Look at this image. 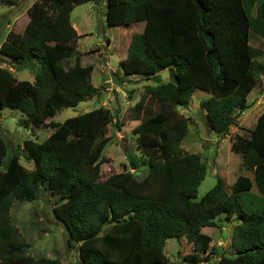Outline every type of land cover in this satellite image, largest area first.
<instances>
[{"label": "trees", "instance_id": "trees-1", "mask_svg": "<svg viewBox=\"0 0 264 264\" xmlns=\"http://www.w3.org/2000/svg\"><path fill=\"white\" fill-rule=\"evenodd\" d=\"M92 1L37 0L27 10L22 33L9 32L0 45L12 69L0 66V110L21 113L25 128L53 129L43 142L26 141L9 156L0 137V264H62L31 255L10 219L12 200L33 203L43 192L55 198L52 213L69 246H76L78 264H170L164 250L172 239L193 246L185 264H208L217 251L202 229L235 215L233 255L223 254L215 264H264V113L247 137L236 135L231 145L252 178L237 176L229 191L217 178L196 201L207 169L199 155L183 152L187 120L177 110L201 91L209 95L200 108L212 133L226 136L236 124L264 75L256 61L260 54L250 45L252 36L264 39V0L105 1L108 27L144 23L119 62V78L166 71L168 82L146 86L127 114L138 123L131 132L143 159L129 153L127 170L101 182L111 111L99 108L62 124L47 123L95 92L92 66L69 63L80 38L70 13ZM20 70L33 73L31 84L18 80L14 71ZM21 151L33 169L20 164Z\"/></svg>", "mask_w": 264, "mask_h": 264}, {"label": "rangeland", "instance_id": "rangeland-1", "mask_svg": "<svg viewBox=\"0 0 264 264\" xmlns=\"http://www.w3.org/2000/svg\"><path fill=\"white\" fill-rule=\"evenodd\" d=\"M37 0H0V45L9 32L22 33L28 20L27 10ZM105 1L92 2L74 7L70 13L72 27L80 36L76 46V56L69 61L70 65L80 67L92 66L90 83L95 92L91 93L84 102L74 108L60 110L47 123L62 124L66 119L106 108L113 114V123L104 129L107 143L100 158L99 181H104L112 175L127 170L129 153L143 159L144 151L137 148L132 127L138 123L128 121L127 114L144 94L146 86L168 82L166 71L147 77L123 78L119 62L125 59L128 45L134 34L142 33L144 23L130 26L108 27L105 18ZM14 22V23H13ZM12 24L9 27V24ZM108 41V42H107ZM251 47L259 52L256 61L264 65V39L252 36ZM0 66L8 67L0 55ZM22 84H31L34 77L29 70L14 71ZM121 77V78H119ZM159 79L157 81L156 79ZM207 93H193L187 108H178L187 120V136L181 144L183 152L197 154L206 166V174L197 188L196 201L200 200L221 178L226 188L234 183L239 175L252 178L241 165V157L231 152L235 136L247 137L253 129L258 116L264 113V75L258 80V85L248 95V108L237 115L236 124L226 136H217L210 131L200 108L201 102L207 100ZM146 102L149 100L146 98ZM155 109L154 102L149 103ZM23 115L8 108L0 110V137L7 146V156L15 149L22 150L24 142H43L52 132L47 128H25L22 125ZM7 159L4 160V162ZM20 164L28 170L33 169V163L27 161L21 151ZM133 172V171H132ZM145 172V170H144ZM253 188L251 194H256ZM55 198L43 192L33 203L12 200L10 219L17 228L22 239L29 247L31 255L43 254L48 258H57L62 264H78L76 246H69L66 241V231L52 213ZM243 200H247L246 197ZM223 218V216L221 217ZM239 224L236 215L228 223L215 221V226L202 229L205 235L212 238L211 247L217 255L208 264H215L221 255L232 256L230 240L232 230ZM165 255L170 264H185L183 257L193 253V246L185 239L180 241L168 240ZM206 264V263H204Z\"/></svg>", "mask_w": 264, "mask_h": 264}, {"label": "crops", "instance_id": "crops-1", "mask_svg": "<svg viewBox=\"0 0 264 264\" xmlns=\"http://www.w3.org/2000/svg\"><path fill=\"white\" fill-rule=\"evenodd\" d=\"M27 22H28V20H26V24H27ZM13 23H14V22H13ZM13 23H12V24H13ZM12 24L9 23V27H10ZM23 26H26V25H23ZM77 34H78V33H77ZM26 71H27V70H26ZM33 80H34V79H33Z\"/></svg>", "mask_w": 264, "mask_h": 264}]
</instances>
